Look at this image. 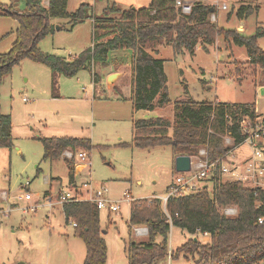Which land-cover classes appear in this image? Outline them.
Returning <instances> with one entry per match:
<instances>
[{
  "label": "rangeland",
  "instance_id": "374dc122",
  "mask_svg": "<svg viewBox=\"0 0 264 264\" xmlns=\"http://www.w3.org/2000/svg\"><path fill=\"white\" fill-rule=\"evenodd\" d=\"M11 1L0 0V3ZM15 1L18 9L26 6L25 0ZM202 1L215 6L211 20L223 30L251 36L259 26L264 28V0ZM83 2L88 3L87 17L74 26L68 17L50 18L52 29L37 41V48L71 59L91 46L93 16L100 15L106 6L143 7L151 0H69L68 11H76ZM43 3L47 5L48 0ZM223 3L227 4L226 9L221 8ZM243 3L253 8L241 18L238 10ZM19 25L16 15L0 14V53L11 50ZM257 42L264 48V34ZM149 51L164 59L172 100L154 109H133L130 99L133 50L128 47L110 49L107 64L81 68L72 75L59 74L56 88L48 65L23 57L12 66L0 85V111L11 114L14 139L12 148L0 147V210L4 212L0 215V264L18 261L84 264L85 243L73 224L66 222L58 196L71 188L79 199H88L101 186L107 188L109 198L120 203L118 210H111L109 205L100 209V223L108 246L106 264H129L128 242L146 241L148 235L135 233V228L142 225L130 226L126 192L132 199L164 196L179 173L170 145L145 149L129 144L133 119L164 116L173 120L174 101L182 98L254 102L257 111L264 114L263 70L249 64L245 46L227 40L222 33H217L207 48L198 44L194 54L189 51L176 54L168 44ZM115 72L118 75L109 83L110 75ZM41 135L89 137L94 147L85 150L87 160L78 156L84 150H77L73 157L64 152L60 158L49 160L43 156ZM225 143L232 144L226 140ZM250 155L252 150L243 143L226 158L242 165ZM66 160H73L74 181H70ZM232 177V174L223 175V179ZM29 194L31 199L27 197ZM49 197L52 206L48 205ZM35 202L39 206L33 211L29 207ZM193 236L172 224L169 249L176 250ZM198 236L202 242L210 238ZM197 257V254L186 257L180 253L178 258L167 257L154 264H188ZM256 264H264V259Z\"/></svg>",
  "mask_w": 264,
  "mask_h": 264
},
{
  "label": "trees",
  "instance_id": "16d2710c",
  "mask_svg": "<svg viewBox=\"0 0 264 264\" xmlns=\"http://www.w3.org/2000/svg\"><path fill=\"white\" fill-rule=\"evenodd\" d=\"M25 2L23 9L16 8L15 0L10 4L0 3V14H14L20 23L13 47L0 53V85L12 66L23 57L48 65L53 88H56L59 74L72 75L81 68L92 69L97 63L107 64L110 49L128 47L133 50L130 97L133 109H154L172 100L164 59L149 50L157 51L159 46L168 44L176 54L185 51L194 54L198 44L204 48L212 44L217 33L245 46L249 64L260 67L264 73V48L257 42L264 34V28L259 26L251 36L223 30L211 20L215 6L202 0H195L189 13L182 12L176 0H151L148 6L125 9L116 4L108 5L100 15L93 16L91 46L71 59L44 52L36 43L52 29L50 18L68 17L74 26L87 17L88 3L69 12V0H48L47 5L43 0ZM252 8L243 3L238 13L242 18ZM93 76L97 80V74ZM245 114L251 118L258 115L254 102L176 99L173 120L164 116L134 118L129 144L145 149L170 145L176 156L196 155L205 148L208 159H225L245 138L240 127V119ZM12 128L11 114L0 111V147L12 148ZM228 134L234 140L231 145L225 143ZM39 138L44 147L43 156L49 160L60 158L67 149L76 152L94 147L89 137L41 135ZM66 161L70 181H74L73 160ZM62 204L66 222L76 221V233L85 243L84 264H106L108 246L96 203L82 199ZM227 205L236 206L237 213H223L222 207ZM260 217H263L262 221H259ZM129 223L131 227L145 225L148 229L146 241L128 242L129 264H154L167 257L178 258L180 253L186 257L198 255L194 263L188 264H256L264 259V187H253L241 179H223L220 168L200 190L170 195L166 208L159 196L132 199ZM172 224L192 235L208 232L210 238L202 242L199 236L189 237L176 250H170L168 237ZM158 236H161L159 240L156 239Z\"/></svg>",
  "mask_w": 264,
  "mask_h": 264
},
{
  "label": "built area",
  "instance_id": "2783aa9c",
  "mask_svg": "<svg viewBox=\"0 0 264 264\" xmlns=\"http://www.w3.org/2000/svg\"><path fill=\"white\" fill-rule=\"evenodd\" d=\"M193 2L190 0H176V5L181 8L182 12L189 13L192 9ZM221 8L226 9L227 4H221ZM216 15L213 13V18ZM27 98L24 97V100ZM240 127L242 132L245 134L244 140L234 149H237L243 143H247L250 149L252 150V155H250L244 162L243 166L235 163L234 160L228 161L227 158L210 160L206 156V149L201 148L199 153L192 155V166L188 171L179 172L178 175L170 182L168 185V192L164 196H159L162 199L163 206L166 208V202L170 195L184 194L189 192H194L200 190L203 185H206L208 181L211 180L212 176L215 175L216 169L222 171V175L232 174V179H241L244 182L250 181L253 182L254 186L264 187V114L259 113L255 118H251L249 115L245 114L240 119ZM227 142L233 143V138L228 134L225 138ZM65 155L68 157H73L75 154L72 150H65ZM78 156L82 160H87L88 155L85 151H79ZM227 164V165H226ZM28 198H32L29 194ZM133 198V197H132ZM132 198L130 194L126 192V199L131 202ZM89 200L96 203L99 209L104 208L109 205L111 210H118L120 208V203L117 200H113L107 196V188L100 187L97 190H94V196L88 198ZM72 200H82L79 199L74 191V189H65L60 192L58 196V201L64 203L66 201ZM48 205H53V200L49 197ZM38 204L35 202L29 208L31 210H36ZM25 212L28 211V208L24 209ZM238 211L237 207L234 205H227L222 207V212L227 215H234ZM4 213L0 210V215ZM263 217L259 218V221H262ZM73 226H76V221H71ZM135 233L137 235L143 236L147 235L148 229L146 226H138L135 228ZM209 236L208 232L198 233L195 236Z\"/></svg>",
  "mask_w": 264,
  "mask_h": 264
},
{
  "label": "water",
  "instance_id": "95a60500",
  "mask_svg": "<svg viewBox=\"0 0 264 264\" xmlns=\"http://www.w3.org/2000/svg\"><path fill=\"white\" fill-rule=\"evenodd\" d=\"M84 3V2H83ZM213 7H211V10L213 11ZM58 28H60L61 26L58 25L57 26ZM118 75L117 72L115 73H112L109 77V83H111L115 77ZM262 92H264V87H262ZM191 166H192V156L189 155V154H180V155H177L175 157V168L177 171L179 172H182V171H188L191 169ZM104 232V230H103ZM195 239H197V237H195ZM15 264H28L27 262L25 261H18L16 262Z\"/></svg>",
  "mask_w": 264,
  "mask_h": 264
},
{
  "label": "crops",
  "instance_id": "0c3cea01",
  "mask_svg": "<svg viewBox=\"0 0 264 264\" xmlns=\"http://www.w3.org/2000/svg\"><path fill=\"white\" fill-rule=\"evenodd\" d=\"M220 100V99H219Z\"/></svg>",
  "mask_w": 264,
  "mask_h": 264
}]
</instances>
